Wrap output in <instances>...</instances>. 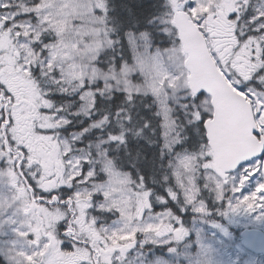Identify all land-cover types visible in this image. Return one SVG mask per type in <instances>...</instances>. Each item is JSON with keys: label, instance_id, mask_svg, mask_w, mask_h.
Instances as JSON below:
<instances>
[{"label": "snow or ice", "instance_id": "obj_1", "mask_svg": "<svg viewBox=\"0 0 264 264\" xmlns=\"http://www.w3.org/2000/svg\"><path fill=\"white\" fill-rule=\"evenodd\" d=\"M146 35L188 60L191 80L166 87L163 110L125 71ZM221 153L232 158L218 172L207 161ZM181 158L196 162L187 185L170 174ZM13 179L43 208L19 239L0 223V264H25L17 245L64 264H147L208 196L264 218V0H0V187Z\"/></svg>", "mask_w": 264, "mask_h": 264}, {"label": "rangeland", "instance_id": "obj_2", "mask_svg": "<svg viewBox=\"0 0 264 264\" xmlns=\"http://www.w3.org/2000/svg\"><path fill=\"white\" fill-rule=\"evenodd\" d=\"M181 53V47L175 49L153 48L146 35L143 46L132 50L130 63L125 68L128 73L139 71L143 74L142 79H130V87L141 92L156 94L157 101L160 102V107L163 110L165 107L163 101L168 96L166 87H174L176 82L183 86L187 82V80L181 79L183 71L179 68V64L185 58ZM166 57L175 58L176 66L174 67L169 63ZM165 81H167V85ZM174 140L175 137L166 136L161 144V149L171 150ZM161 154L163 153L161 152ZM182 163L183 158L179 163H173L170 174L180 175L187 185L193 179L196 162L193 160L192 168L187 169L181 167ZM207 164L216 168L213 160L207 161ZM8 174L16 177V173L10 169ZM11 183L13 185L12 189L5 190L0 187V223L11 221L13 231L18 234L13 236L10 232L7 237L8 240L25 236L26 232L21 230L20 225L31 224V221L38 216L40 210L35 209L25 186L21 182L17 184L16 180L13 179ZM261 187H264V185H257V191ZM212 201L215 203V214L226 223V226L213 225V221L208 225L206 223L209 218L207 211L198 213L192 207L185 206L184 212H186L188 223L186 234L181 239L184 242L181 253L173 251L161 258L145 253L147 264H264V255H254L247 252L236 237V231L243 228H260L264 231V218H258L260 216L259 206L253 212L244 210L232 212L229 211L226 201L216 200L214 197H212ZM128 214L132 215V213ZM34 228H37V225L32 224L27 230L30 231ZM144 230L147 231V227ZM135 231L136 228L134 227L131 232L116 233V239L112 241V244L117 245L122 240L131 242L129 237L134 240ZM17 248L19 250H11L15 251L16 257L22 258L25 264H39L40 260H45V264H51L53 259L56 260V264H62L58 253L50 250V248L47 250V245L41 247L38 251L20 245H17ZM221 248L225 252L221 251ZM43 253L45 255L41 258Z\"/></svg>", "mask_w": 264, "mask_h": 264}, {"label": "water", "instance_id": "obj_3", "mask_svg": "<svg viewBox=\"0 0 264 264\" xmlns=\"http://www.w3.org/2000/svg\"><path fill=\"white\" fill-rule=\"evenodd\" d=\"M183 51L184 48L182 47ZM184 63L187 64L188 60L185 59ZM188 82L191 80V74L188 77ZM231 155L228 153H221L215 156L217 167L223 171L224 168L229 166ZM242 245L249 251L255 254L264 255V233L258 229H244L241 232Z\"/></svg>", "mask_w": 264, "mask_h": 264}, {"label": "flooded vegetation", "instance_id": "obj_4", "mask_svg": "<svg viewBox=\"0 0 264 264\" xmlns=\"http://www.w3.org/2000/svg\"><path fill=\"white\" fill-rule=\"evenodd\" d=\"M33 202H34V207L36 209L39 210V209L43 208L42 205H39V204L36 203L35 198L33 199ZM177 231H179V230H177ZM183 245H184V242L179 240V241H176L174 244L170 245L169 247L165 248V247L158 246V242H156L149 249H147L148 250L147 253L148 254H154L155 256H158V257L161 258V257L166 256V254L168 252H172L174 250H181Z\"/></svg>", "mask_w": 264, "mask_h": 264}, {"label": "trees", "instance_id": "obj_5", "mask_svg": "<svg viewBox=\"0 0 264 264\" xmlns=\"http://www.w3.org/2000/svg\"><path fill=\"white\" fill-rule=\"evenodd\" d=\"M130 63V60H129V62H128V64ZM145 136H147L148 134L147 133H145L144 134ZM149 139H153V142H155V140H154V138H152V137H149ZM161 146V145H160Z\"/></svg>", "mask_w": 264, "mask_h": 264}]
</instances>
